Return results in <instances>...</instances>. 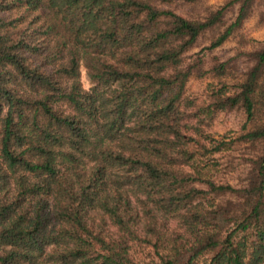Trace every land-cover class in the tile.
Returning a JSON list of instances; mask_svg holds the SVG:
<instances>
[{
	"label": "trees",
	"instance_id": "trees-1",
	"mask_svg": "<svg viewBox=\"0 0 264 264\" xmlns=\"http://www.w3.org/2000/svg\"><path fill=\"white\" fill-rule=\"evenodd\" d=\"M259 1L0 0V264H264Z\"/></svg>",
	"mask_w": 264,
	"mask_h": 264
},
{
	"label": "rangeland",
	"instance_id": "rangeland-1",
	"mask_svg": "<svg viewBox=\"0 0 264 264\" xmlns=\"http://www.w3.org/2000/svg\"><path fill=\"white\" fill-rule=\"evenodd\" d=\"M227 0H201L199 6H196V11L203 12L204 9H213L223 4ZM264 0H260L253 11V14L247 19L243 25L241 32L247 39L264 40ZM235 38L226 41L220 48L213 52L221 57L233 55L236 46ZM212 82L211 79H193L189 83V91L201 96L205 88ZM239 126V119L234 114L221 115L214 123L211 132L214 134H233L232 130H237ZM149 247L146 248L148 250ZM140 253V252H139ZM207 256H203L197 260L195 264H206Z\"/></svg>",
	"mask_w": 264,
	"mask_h": 264
}]
</instances>
